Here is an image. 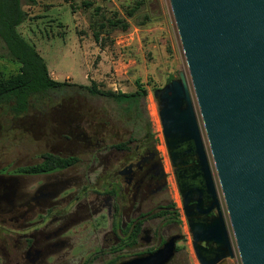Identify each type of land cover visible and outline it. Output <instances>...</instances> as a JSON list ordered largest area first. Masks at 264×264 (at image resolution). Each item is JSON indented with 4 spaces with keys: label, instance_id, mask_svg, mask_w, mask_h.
Returning a JSON list of instances; mask_svg holds the SVG:
<instances>
[{
    "label": "flooded vegetation",
    "instance_id": "af4514ba",
    "mask_svg": "<svg viewBox=\"0 0 264 264\" xmlns=\"http://www.w3.org/2000/svg\"><path fill=\"white\" fill-rule=\"evenodd\" d=\"M177 78H168L159 88ZM185 79L203 155L187 131L166 140L161 129L169 170L151 133L133 141L121 133L90 131L87 116L61 104L44 112L39 109L33 116L27 113L29 107L12 114L25 132L36 129L43 136V127H53L52 139L45 145L49 149L35 161L0 169V217L18 223L24 264H41L63 247L66 231L97 216L98 225H107L102 233L105 254L155 242V248L147 247L131 258L144 256L174 238L169 263L183 251L186 264L192 256L197 264H235L239 255L228 210L191 83ZM75 144L85 154L81 173L69 171L78 162ZM65 162L70 164L62 166ZM45 163L50 167L42 168ZM91 175H95L94 187ZM89 192L95 194L91 202L84 198Z\"/></svg>",
    "mask_w": 264,
    "mask_h": 264
},
{
    "label": "rangeland",
    "instance_id": "374dc122",
    "mask_svg": "<svg viewBox=\"0 0 264 264\" xmlns=\"http://www.w3.org/2000/svg\"><path fill=\"white\" fill-rule=\"evenodd\" d=\"M20 1L26 18L16 30L44 60L54 81L85 87L94 83L100 90L122 93L134 92L139 81L146 90L142 120L130 114L124 116L119 104L110 98L76 88L33 96L29 100L28 115L61 104L87 116L91 121L90 131L98 130L110 136L121 133L133 141L140 139L149 125L156 150L169 170L153 91L179 73L188 81L189 76L168 0H34L32 4L28 0ZM137 2L141 3L140 8L129 15ZM146 14L148 20L144 18ZM115 21L124 22L128 28L123 30L121 24L113 27ZM119 37L122 40L116 43ZM19 69V63L9 56L0 40V77L14 76ZM12 114L8 105L0 107V169L35 161L49 149L45 147L46 141L52 139L53 127L49 124L43 127V136L39 131L35 133L36 129L25 132ZM74 155L78 162L69 171L81 173L85 154L80 144H75ZM94 176L91 175L92 187ZM170 189L177 199L173 184ZM77 190L78 187L72 189L75 196L79 195ZM85 195L89 202L95 197L93 192ZM98 218L89 217L66 231L63 247L59 246L57 253L41 264H110L131 258L147 247L155 248V242L139 243L121 252L105 254L102 233L107 225H98ZM20 232L18 223L0 217V264L26 262L20 249ZM235 258L234 263L241 264L239 257ZM184 259V252L179 251L169 264H186ZM188 264H197L193 256Z\"/></svg>",
    "mask_w": 264,
    "mask_h": 264
},
{
    "label": "water",
    "instance_id": "95a60500",
    "mask_svg": "<svg viewBox=\"0 0 264 264\" xmlns=\"http://www.w3.org/2000/svg\"><path fill=\"white\" fill-rule=\"evenodd\" d=\"M241 264H264V0H168ZM162 134L202 152L183 73L153 91ZM174 238L117 264H168Z\"/></svg>",
    "mask_w": 264,
    "mask_h": 264
},
{
    "label": "trees",
    "instance_id": "16d2710c",
    "mask_svg": "<svg viewBox=\"0 0 264 264\" xmlns=\"http://www.w3.org/2000/svg\"><path fill=\"white\" fill-rule=\"evenodd\" d=\"M28 2L32 4L34 0H28ZM140 6L141 3L137 2L129 15H132L134 10H137ZM25 18L26 13L22 10L20 0H0V40L4 43L9 56L20 65L19 72L16 75L9 78L0 77V107L8 105L12 112L18 115L28 108L29 100L35 95L48 91L76 88L87 90L91 95H99L114 100L119 104L124 116L130 114L141 120L143 119L146 90L139 81H136V89L132 93L100 90L94 83L89 87H85L54 81L48 74L44 60L16 30ZM144 18L148 20V15H144ZM116 24H121L123 30L128 28V25L121 21H115L112 26L114 27ZM97 38L98 35L96 34L95 39ZM146 128V133H150L149 125ZM68 163L65 162L62 166ZM41 167L48 168L50 164L45 163ZM115 263L112 261L110 264Z\"/></svg>",
    "mask_w": 264,
    "mask_h": 264
},
{
    "label": "built area",
    "instance_id": "2783aa9c",
    "mask_svg": "<svg viewBox=\"0 0 264 264\" xmlns=\"http://www.w3.org/2000/svg\"><path fill=\"white\" fill-rule=\"evenodd\" d=\"M121 40H122V37H119V38L116 39L115 42L118 43V41H121Z\"/></svg>",
    "mask_w": 264,
    "mask_h": 264
},
{
    "label": "bare ground",
    "instance_id": "6f19581e",
    "mask_svg": "<svg viewBox=\"0 0 264 264\" xmlns=\"http://www.w3.org/2000/svg\"><path fill=\"white\" fill-rule=\"evenodd\" d=\"M159 119V118H158Z\"/></svg>",
    "mask_w": 264,
    "mask_h": 264
}]
</instances>
